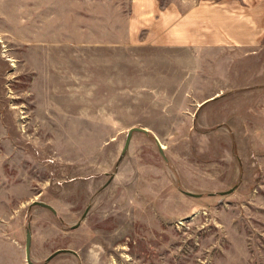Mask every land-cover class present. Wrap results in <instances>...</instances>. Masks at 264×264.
Returning <instances> with one entry per match:
<instances>
[{
	"label": "rangeland",
	"instance_id": "obj_1",
	"mask_svg": "<svg viewBox=\"0 0 264 264\" xmlns=\"http://www.w3.org/2000/svg\"><path fill=\"white\" fill-rule=\"evenodd\" d=\"M124 11L125 0H0V264H28L26 229L34 264H264V55L242 74L249 87L222 99L238 109L228 118L211 105L189 135L134 132L120 158L122 117L131 123L134 114L113 103L116 87L85 85L71 106L66 54L77 48L73 33L78 49L119 48L114 23ZM44 24L47 76L39 81L37 65L24 64L22 38ZM60 82L68 92L59 94ZM58 249L76 254L46 262Z\"/></svg>",
	"mask_w": 264,
	"mask_h": 264
},
{
	"label": "crops",
	"instance_id": "obj_2",
	"mask_svg": "<svg viewBox=\"0 0 264 264\" xmlns=\"http://www.w3.org/2000/svg\"><path fill=\"white\" fill-rule=\"evenodd\" d=\"M79 22V18L70 19L75 30ZM22 23L26 29L30 25L25 19ZM113 23L110 19L103 22L104 32L111 33ZM114 24L122 33V44L116 49H78L77 34L73 33L77 48L66 54L71 58L70 104H80L76 96L85 85L91 90L116 87L120 91L113 103L122 105L120 112L134 114L131 123L122 117V130L144 127L152 137L193 133L196 114L211 105H221L216 112L228 118L226 114L238 109L232 101L222 99L249 87L242 74L253 71L250 59L264 55V0H125L122 19ZM41 29L38 35L27 37L24 33L22 38L24 64L31 70L35 69L32 62L37 65L34 72L39 81L46 80L48 63L46 24ZM62 42L67 44V40ZM33 44L36 48L28 49ZM239 61H245L243 66L248 63L249 70ZM237 76L243 80H236ZM64 85L60 82L59 94L68 92ZM141 91L149 96L143 97ZM145 105L151 108L145 110ZM107 114L104 121L116 120L114 112ZM82 119L92 120L88 116ZM207 119V125L212 126L214 118ZM119 131L107 129L105 135L116 136Z\"/></svg>",
	"mask_w": 264,
	"mask_h": 264
},
{
	"label": "water",
	"instance_id": "obj_3",
	"mask_svg": "<svg viewBox=\"0 0 264 264\" xmlns=\"http://www.w3.org/2000/svg\"><path fill=\"white\" fill-rule=\"evenodd\" d=\"M134 132H143V133H146L147 132V129L144 128V127H138V126H134V127H131L127 130V133H126V137H125V141H124V145H123V148H122V151H121V155H120V158L125 154L126 150L128 149V146H129V143H130V140H131V137H132V134ZM157 144H158V148L161 152L162 150V147L160 145V143L157 141ZM185 194L187 195H190V196H196L197 194H193L191 192H187L185 191L184 192ZM32 205H38V206H41V207H44V208H47L49 209L52 213H56L55 209L48 203L44 202V201H40V200H35L32 202ZM85 213V212H84ZM85 214L82 215V217H84ZM78 225V224H76ZM60 253H72V254H76V252H74L73 250H70V249H58L56 251H54L52 254H50L47 258H46V262L49 261L51 258H53L55 255L57 254H60ZM25 259L27 261L28 264H34L31 260V233H30V230L29 229H26V236H25Z\"/></svg>",
	"mask_w": 264,
	"mask_h": 264
}]
</instances>
